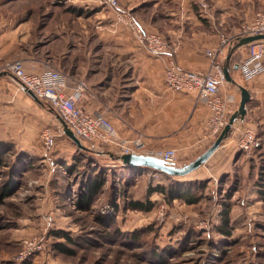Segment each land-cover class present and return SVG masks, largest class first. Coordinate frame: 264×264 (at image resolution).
<instances>
[{
	"label": "rangeland",
	"instance_id": "374dc122",
	"mask_svg": "<svg viewBox=\"0 0 264 264\" xmlns=\"http://www.w3.org/2000/svg\"><path fill=\"white\" fill-rule=\"evenodd\" d=\"M17 1L34 20L35 36L42 39L52 31L60 33L65 21L79 17L90 19L86 29L92 34L99 10L113 16L104 0ZM80 1L86 4L74 6ZM32 4L36 8L30 10ZM38 106L43 115L32 123L27 117L4 120L0 109V153L6 160L0 170V191L12 185V195L0 201V264H264V202L246 203L243 191H248V184H242L238 166L233 164L232 173L217 180L204 179L206 188L197 205L178 200L168 203L159 194L149 198L152 186L169 184L170 179L149 168L122 166L117 152L106 147L86 144L90 152H78L58 115L39 102ZM45 129L54 134L51 147L41 140ZM194 158L179 160V164ZM261 168L254 187H264V164ZM93 169L104 172L107 183L91 209L81 212L75 200ZM197 173L179 181L195 180ZM132 200H150L155 205L152 211L141 212L129 207ZM226 208L230 236L220 231ZM47 216L53 217L50 226ZM52 231H63L74 239L77 244L69 245L74 256L57 252L55 244L66 242L51 236ZM37 236L44 237L42 251L18 261L23 242Z\"/></svg>",
	"mask_w": 264,
	"mask_h": 264
},
{
	"label": "crops",
	"instance_id": "0c3cea01",
	"mask_svg": "<svg viewBox=\"0 0 264 264\" xmlns=\"http://www.w3.org/2000/svg\"><path fill=\"white\" fill-rule=\"evenodd\" d=\"M118 1L145 31L159 33L175 49L178 65L191 71L208 70L210 60L205 53L220 45V33L235 34L264 10V0H210V10L205 14L199 8L200 0ZM18 2L6 0L0 4V109L4 120L27 117L32 123L43 115L38 102L7 71L11 62L21 60L31 73L48 67L59 70L68 78L69 94L74 83L85 81L88 91L79 106L90 114L104 113L121 138L141 136L151 150L175 148L180 161L203 154L216 140L206 137L210 111L198 101L196 93L169 89L161 64L138 48L130 31L117 24L112 14L99 10L92 34L86 29L90 19L79 17L70 20L71 24L66 21L62 33H58L63 38L61 47L55 50L54 43L47 42L53 38L51 33L45 39L35 36L34 20ZM73 4L79 8L86 2ZM35 8L32 4L30 10ZM64 26L68 28L64 30ZM238 44L239 40H233L221 47L217 60L229 70L232 81L223 92L236 97L237 110L239 87L250 91L246 116L237 120L228 139L194 172H198L196 179L217 180L238 166L242 184H248L243 198L256 205L263 202L254 185L264 164V72L253 79L244 77L235 60L238 56L245 58L248 47ZM248 128L261 140V148L250 157L238 146Z\"/></svg>",
	"mask_w": 264,
	"mask_h": 264
},
{
	"label": "built area",
	"instance_id": "2783aa9c",
	"mask_svg": "<svg viewBox=\"0 0 264 264\" xmlns=\"http://www.w3.org/2000/svg\"><path fill=\"white\" fill-rule=\"evenodd\" d=\"M112 11L115 21L128 28L134 34L138 45L150 56L159 61L164 67V78L169 89L177 92L196 93L199 102L210 111L207 122V138L215 140L229 122L230 117L237 112V100L232 94L224 93L223 88L228 83L224 68L218 62L221 47L228 45L235 39L264 35V11L256 13L254 18L241 27L235 34L220 33V45L208 49L206 56L210 60V67L206 71H191L181 68L175 60V49L159 34L147 32L139 22L126 11L118 0H104ZM200 10L206 13L209 10L207 0L199 1ZM244 77L253 79L264 72V40L248 44L246 57L239 63ZM7 71L17 81L21 89L32 91L39 100L49 102L59 119L74 133L76 137L97 145H110L123 155H143L154 157L170 165L179 162L177 149H148L142 137L132 140L121 138L116 127L104 113L90 114L79 106V100L88 91L85 81L74 83L72 93L68 78L59 70L48 67L40 73L28 72L21 60H15L7 66ZM41 140L46 147L54 143V134L51 129H45ZM239 148L248 157L261 147V140L255 131L248 128L239 140ZM48 226L53 224V217L47 216ZM44 237H32L23 242L17 260L25 261L41 252Z\"/></svg>",
	"mask_w": 264,
	"mask_h": 264
},
{
	"label": "trees",
	"instance_id": "16d2710c",
	"mask_svg": "<svg viewBox=\"0 0 264 264\" xmlns=\"http://www.w3.org/2000/svg\"><path fill=\"white\" fill-rule=\"evenodd\" d=\"M70 20H72V19H70ZM70 20H67L69 24H71L69 22ZM60 35L61 34H57L55 31H52L51 36H53V38H51L50 40L47 41L49 44L54 43L55 50L61 47L60 42H61V40H63V38ZM235 40L240 41L241 39H235ZM53 52H54V50H53ZM242 60L238 56V57H236L235 61L240 63V62H242ZM39 103L45 107H49L50 109L53 110V112H55V110L53 109L52 105L49 102L44 101V100H40ZM64 132H65V128H64ZM230 134H231V132H230ZM230 134H229V136H230ZM80 141L82 142V144H84V146L86 144L87 145L89 144V145H93V146L106 147V149L113 151V152L116 151L118 154L117 155L118 157L116 158V160H118V161L121 160V156H120V153L118 152V150L115 149L114 147L110 146V145H97V144L90 143V142H87V141L82 140V139H80ZM73 144L76 146L78 152H82V153L90 152L89 149L86 147L84 149H81L74 142H73ZM260 148H258L257 150H259ZM199 156L200 155L196 156L195 158H198ZM179 162L177 164H175V166H177V167L185 166V165L180 166ZM191 162H193V160ZM191 162H189V163H191ZM120 163L122 164V166H126L127 168H144V167H134V166L128 167L127 165L123 164L122 160ZM4 166H6V160H5V157H3L2 154L0 153V170ZM74 168L75 167H70V168H68V170H72ZM93 170L94 171L92 172L93 173L92 176L90 177L89 180H87L85 182V184L82 185V189L77 194V197L75 200V207L77 208L78 211H81V212H86V211H89L91 209L92 205L97 201V198L102 193L103 188L105 187V185L107 183V177H106V174L104 172H101L97 169H93ZM154 171H156V170H154ZM156 172L163 174L159 171H156ZM163 175L166 178L170 179L169 180L170 183L169 184H157L155 186H152L148 192L149 198L154 194H159V195L163 196L165 198V201H167L168 203H172L173 201H176V200L182 201L188 205H197L200 203V201L202 199L201 193L206 188V182L207 181H203L202 179H195V180H190L189 182H186V183H184V182L182 183V181H179V180L184 179L187 176L173 177V176L166 175V174H163ZM175 180H178V181H175ZM11 186L12 185L7 184V186L5 188L1 189L0 201H2L5 198H8L12 195V187ZM256 186H257L256 190H257L258 194L260 195L262 201L264 202V190H263L264 187H260L258 184ZM154 205H155V203L150 201V200H148L147 202H142L140 200H132L129 202V207L131 209L141 211V212L152 211L154 208ZM102 222L106 223V221H102ZM222 224H223V229H221L220 231L223 232L225 235L230 236L231 231L226 230L230 227V215H229L228 208H226L225 212L222 214ZM51 236H54L56 239H62L66 242V243H56L55 244L56 250L58 253L64 254L67 256H74L75 255V253H76L75 250L72 249L71 247H69V245H76L77 243L74 241V239L72 237L69 236V234H67L63 231H52Z\"/></svg>",
	"mask_w": 264,
	"mask_h": 264
},
{
	"label": "water",
	"instance_id": "95a60500",
	"mask_svg": "<svg viewBox=\"0 0 264 264\" xmlns=\"http://www.w3.org/2000/svg\"><path fill=\"white\" fill-rule=\"evenodd\" d=\"M264 40V35H257V36H251L242 38L239 41V47L241 46H247L248 44ZM225 76L227 81H232L228 68H224ZM1 76V75H0ZM241 91V101L239 108L235 114H233L226 127L223 129V131L220 133V135L216 138V140L213 142V144L198 158H196L193 162L183 166V167H177L175 165L167 164L166 162L159 160L154 157L149 156H143V155H123L121 156V160L124 165L127 166H134V167H144V168H150L156 171H159L163 174L170 175L173 177H184L188 176L194 171L198 170L200 167L205 165L208 160L212 157V155L220 148L222 143L228 139L230 132L232 131V128L236 121L238 119H244L247 113L246 105L251 100V94L248 89L245 87H239ZM28 94H30L37 102L40 100L36 97V95L28 90ZM62 125L65 128V134L81 149H84L85 146L82 144V142L79 140L78 137L74 135V133L65 125V123L61 120Z\"/></svg>",
	"mask_w": 264,
	"mask_h": 264
},
{
	"label": "bare ground",
	"instance_id": "6f19581e",
	"mask_svg": "<svg viewBox=\"0 0 264 264\" xmlns=\"http://www.w3.org/2000/svg\"><path fill=\"white\" fill-rule=\"evenodd\" d=\"M110 152H111V151H110ZM110 152H109V153H110Z\"/></svg>",
	"mask_w": 264,
	"mask_h": 264
}]
</instances>
